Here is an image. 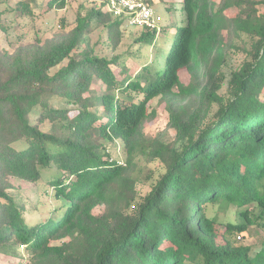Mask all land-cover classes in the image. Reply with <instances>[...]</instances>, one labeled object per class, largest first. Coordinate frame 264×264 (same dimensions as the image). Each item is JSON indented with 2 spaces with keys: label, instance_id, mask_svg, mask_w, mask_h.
I'll use <instances>...</instances> for the list:
<instances>
[{
  "label": "trees",
  "instance_id": "obj_1",
  "mask_svg": "<svg viewBox=\"0 0 264 264\" xmlns=\"http://www.w3.org/2000/svg\"><path fill=\"white\" fill-rule=\"evenodd\" d=\"M9 1L0 4L32 16L34 6L45 12L68 0ZM181 13L159 69L132 71L121 55L87 47L74 54L95 24L106 27L111 50L119 46L125 23L101 3L58 35L12 52L0 45V256L14 258L23 246L29 257L17 264H264V239L232 238L252 224L264 231V0H182ZM240 33L253 39L249 58L226 75ZM154 34L137 40L150 45ZM99 82L103 89L93 87ZM156 97L174 131L170 144L143 135L145 104ZM114 139L122 161L109 154ZM140 157L163 168L144 195ZM11 179L40 188L36 213L52 195L67 201L62 214L52 217L51 206L25 221ZM214 205L233 206L243 219L221 223L209 214Z\"/></svg>",
  "mask_w": 264,
  "mask_h": 264
},
{
  "label": "rangeland",
  "instance_id": "obj_2",
  "mask_svg": "<svg viewBox=\"0 0 264 264\" xmlns=\"http://www.w3.org/2000/svg\"><path fill=\"white\" fill-rule=\"evenodd\" d=\"M14 1L15 0H10L9 2L12 4ZM38 1L39 3L43 2V0ZM218 3L219 0H216V4ZM92 4L98 6L100 0H68L65 7L52 8L45 12H40V6H34V15L32 16L17 15L14 11L7 10L5 4H0V45L2 48L12 52L14 49L24 46L27 43L34 42L37 39L44 40L58 35L72 27L75 24L78 13L84 14L87 8ZM150 4L153 10L154 21L159 27V31L155 32L150 45L140 44L137 40L142 32L145 33L149 31L147 28L124 25L121 26V42L116 50L113 51L110 48L106 27L95 24L94 28L87 36L85 44H81L74 54L87 47L98 55L107 56L109 58L113 55H121L125 64L129 66L132 71L138 70L140 65L145 63H148L154 69H159L163 64L166 49L170 46L172 39L183 25L181 13L182 0H152ZM256 7L261 11L263 5L258 3ZM235 12V8L226 10L227 14H233ZM222 33L225 35V31ZM252 41V37L246 33H240L234 38L232 46L229 47L226 52V63L222 67L226 75H228L231 70L239 67L244 59L249 58L248 53L251 50ZM179 76L184 84L188 83L189 74L185 70L180 71ZM93 87L95 89H103V85L100 82L94 84ZM174 90L176 89L174 88ZM224 92L225 86L223 85L219 93ZM129 94L134 97L133 99L142 97V95L137 92H130ZM128 101L130 100L127 98L124 99L125 103H128ZM145 107L149 115L143 125V135L146 138H154L159 135L158 137L170 144L174 138V131L167 124L168 114L164 108V103L156 97L148 100ZM46 128H48V126H45V129ZM107 148L113 159L123 160L124 153L120 139H114L108 142ZM137 161L142 172L137 181L136 189L139 195H144L150 189V182L152 179L158 177L163 168L157 161L147 163L141 157L138 158ZM150 170L153 172L150 173V176L146 179L145 177ZM55 171L56 168L53 167V169L44 172L43 177L48 176L52 172L55 173ZM11 183L14 188L8 190V192L14 197H21L26 203V210L23 213L25 221L31 222L46 215V212L51 206L56 208V210H54L55 212L51 215L52 217L56 218L62 214L64 209L63 205L67 203L66 200H56L52 195L48 196V199H51V201L42 211L36 213L32 203L34 201L36 203L38 200L39 194L36 192L40 188H37L28 181L19 179H11ZM103 210V205H99L93 209V213L100 214ZM209 214L215 215L217 220L221 223L227 221L238 222L243 219L240 214H238V210L233 206L218 208V206L214 205L211 207ZM238 235L240 236L239 238ZM232 238L236 243L257 245L264 239V231L255 224H252L249 225L245 231L235 233ZM28 257L29 253L26 248L20 246L16 257L7 258L0 256V264H7L6 261H9V264H17L18 260L26 261Z\"/></svg>",
  "mask_w": 264,
  "mask_h": 264
},
{
  "label": "built area",
  "instance_id": "obj_3",
  "mask_svg": "<svg viewBox=\"0 0 264 264\" xmlns=\"http://www.w3.org/2000/svg\"><path fill=\"white\" fill-rule=\"evenodd\" d=\"M152 0H100L104 9L112 16L124 21L125 26H141L159 31L153 18ZM240 236L238 235V238Z\"/></svg>",
  "mask_w": 264,
  "mask_h": 264
}]
</instances>
